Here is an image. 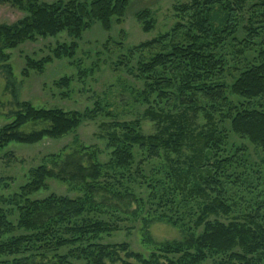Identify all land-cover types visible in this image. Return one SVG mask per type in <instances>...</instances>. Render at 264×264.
<instances>
[{
    "label": "trees",
    "instance_id": "obj_1",
    "mask_svg": "<svg viewBox=\"0 0 264 264\" xmlns=\"http://www.w3.org/2000/svg\"><path fill=\"white\" fill-rule=\"evenodd\" d=\"M131 1L0 0V4L25 12L23 18L12 24H0V62L7 74V86L13 84V79L6 63V49L62 32L80 39L95 22L109 31L114 19L118 23L124 19ZM248 1L251 0H190L176 8L181 20L170 31L131 50L133 54L161 48V52L140 62L137 68V77L145 82L143 100L149 104L145 116L156 122V132L143 134L139 121H114L110 126L120 132L107 133L108 162L100 163L91 155L88 164H84L73 153L62 162L56 155L51 156L52 168L40 165L31 169L30 180L19 193L0 197V256L12 257L9 264H73V259L86 264H264V188L251 200L233 193L249 178L243 176L246 170H238L236 159L240 150L231 157L225 154L227 136L219 126L230 120L232 132L264 150V0L252 2L248 8L243 26L247 34L239 39V20ZM138 17L144 30L153 28L155 21L148 10ZM235 44L240 46L239 55L256 44L260 47L256 50V62L228 86L219 81L227 67L221 51ZM76 48V41H72L56 45L52 55L40 60L27 57L23 73L42 72L54 58L72 59ZM70 83L71 79L64 77L56 85L67 89ZM227 92L238 96L239 102L234 103ZM152 96L157 101L174 99L181 109H156L150 104ZM202 99L206 104H202ZM15 103L18 111L14 121L0 129V150L12 141L34 144L45 137L60 138L103 112L100 103L83 113L36 109L17 98ZM198 110H203L207 118L201 129L196 128L193 116ZM29 120L48 122L49 126L23 133L20 129ZM185 146L192 154L183 162L167 156L162 178L152 172L148 180L142 173V165L148 160L159 158L161 152L179 154ZM134 147L141 153L138 161ZM134 174L149 189L148 202L154 213L158 211L157 219L183 232L181 241L158 244L148 258L130 251L127 244L100 241L103 234L118 230V226L99 216L106 214L103 208L107 205L96 202L95 196L99 192H114L120 200L131 198L130 203L140 204L141 199L136 198L129 184L123 185L124 181L131 184ZM51 178L79 185L74 188L82 195L69 198L52 194L32 200L30 196L46 188V181ZM251 187L256 189L258 185ZM192 202L195 211L190 206ZM183 207L193 212L183 211ZM15 210L18 218L13 223L9 216ZM66 247L71 248L69 253L58 254ZM122 252L124 258L120 256ZM48 254L52 258L47 260Z\"/></svg>",
    "mask_w": 264,
    "mask_h": 264
},
{
    "label": "rangeland",
    "instance_id": "obj_2",
    "mask_svg": "<svg viewBox=\"0 0 264 264\" xmlns=\"http://www.w3.org/2000/svg\"><path fill=\"white\" fill-rule=\"evenodd\" d=\"M260 1L262 0H251L245 4L239 20V31L236 33L239 39L245 38L247 34L243 26L246 25L248 8L252 2ZM189 2L190 0H132L127 7L124 19L120 23L114 19L109 31L104 30L99 22H95L82 33L80 39L75 40L66 32H62L55 37L38 38L35 42L28 41L15 49L5 50L9 57L6 63L10 65L13 84L10 87L7 86V74L2 67L3 63L0 62V129L14 121L18 111L16 98L20 102H29L36 109H56L64 112L83 113L86 110H93L95 104L100 103L103 112L94 120H85L74 131L60 138L45 137L34 144L9 142L0 150V180L5 181L0 183V197H10L19 193L20 188L29 182L31 169L40 165L52 168L50 160L53 155H56L60 162L73 153L84 164H88L91 155L100 163L108 162L110 149L107 147V133L114 130L120 132L119 128L110 126L114 121L126 123L139 121V129L143 134L149 135L156 132V122L145 116L149 104L143 100L145 82L137 77V68L140 62H147L156 53L161 52V48L138 50L133 54L131 50L141 43L170 31L181 20L176 8ZM144 10H148L150 18L155 21L153 28L149 31L144 30L143 23L138 17ZM24 16L25 12L0 4V24H12ZM72 41L77 43L74 58H54L45 65L42 72L29 70L28 75L23 73L27 57L40 60L52 55L56 45L70 44ZM239 47L235 44L221 51L227 60V67L219 81L228 86L234 82L240 72L256 62V50L260 45L256 44L252 46L253 49L244 50L243 55L238 54ZM64 77L71 79L67 89H61L56 85ZM227 95L236 104L240 100L238 96L230 95L228 92ZM150 104L156 109L164 108L167 112L181 109V107L177 108L180 105L174 99L168 102L157 101L156 97L152 96ZM202 104H206L204 99ZM193 116L197 129L205 126L207 118L203 110L196 111ZM217 116L219 117L220 114ZM216 120L220 124L219 119ZM223 122L219 126L225 130L227 136L225 154L231 157L240 150L236 159L239 165L238 170L240 172L246 170L243 176L249 178L244 186H235L237 189L235 188L233 193L237 192L244 200H251L259 189L264 188V150L253 144L247 137L232 132L230 120L226 119ZM48 126V122L29 120L20 130L23 133H30ZM139 151L137 147H134L137 161L141 158ZM191 154L192 150L188 146L183 147L179 154L161 152L159 158L148 160L142 165V173L148 177V180L152 172L157 173L158 178H162L161 170L167 156L183 162ZM141 181L140 176L135 175L131 184L126 181L123 184L124 186L129 184L136 198L141 199L140 204L130 203L129 200H133L131 198L120 200L114 197V192H99L95 196V201L105 202V206L107 205L103 208L106 214L99 216L118 226V230L103 234L100 241L111 245L127 244L130 251L141 253L148 258L158 244L181 241L183 232L178 227L157 219L155 214L158 211L154 213V208L152 209L151 203L148 202L150 191ZM46 184V188H41L30 198L44 199L52 194L69 198L82 195L74 188L79 186L75 183L51 178L47 179ZM251 185H258V187L253 189ZM117 189L122 190L120 187ZM177 199L181 200L182 196L178 195ZM194 203L190 204L193 211L196 210ZM5 209L8 210L9 207L5 205ZM187 210L193 212L183 207V211ZM17 218L18 214L15 210L9 219L16 223ZM220 219L227 221L224 217ZM70 249L62 248L58 254L65 255ZM124 255L123 252L120 253L122 258ZM50 258L52 254H48L47 260ZM11 260L10 256H0V264H9ZM72 263L86 264L84 260L75 259Z\"/></svg>",
    "mask_w": 264,
    "mask_h": 264
}]
</instances>
